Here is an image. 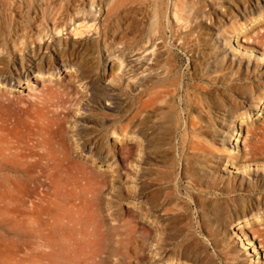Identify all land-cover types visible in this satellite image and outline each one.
<instances>
[{
  "label": "rangeland",
  "instance_id": "rangeland-1",
  "mask_svg": "<svg viewBox=\"0 0 264 264\" xmlns=\"http://www.w3.org/2000/svg\"><path fill=\"white\" fill-rule=\"evenodd\" d=\"M1 56L52 164H0V264H264V0H0Z\"/></svg>",
  "mask_w": 264,
  "mask_h": 264
},
{
  "label": "bare ground",
  "instance_id": "bare-ground-1",
  "mask_svg": "<svg viewBox=\"0 0 264 264\" xmlns=\"http://www.w3.org/2000/svg\"><path fill=\"white\" fill-rule=\"evenodd\" d=\"M2 50V49H1ZM13 53V52H12ZM11 53V54H12ZM5 56H1L0 57V79H3L4 80V72H5V68L6 66L4 65L5 63ZM17 65V64H16ZM18 67V65H17ZM15 71V70H14ZM88 72V71H87ZM16 75V74H15ZM263 76V75H262ZM10 79V78H9ZM6 80H8V78L6 77ZM10 81V80H9ZM12 81V79H11ZM241 82H243V79L240 78ZM229 85V84H228ZM252 86H250L249 84L247 83H233L231 85L228 86V88L230 89H236V90H239V89H242L244 91V89H248V88H251ZM254 87V88H253ZM253 92L255 95H253L252 98H255L254 96H256V98H259L260 95L263 94L264 92V83H253ZM227 88V89H228ZM0 95H3V93H1ZM2 97V96H1ZM11 101V99H10ZM9 101V102H10ZM192 101V100H191ZM197 102V101H196ZM12 103V102H10ZM14 103H17L18 104V101ZM43 103V102H42ZM188 103V102H187ZM232 107L237 109V104L235 102V100L232 102ZM41 104V103H40ZM50 104V103H49ZM11 104H8V106H10ZM13 105V104H12ZM4 106L6 105H3V101L0 100V164L4 167H6L7 169H12V170H16L17 171H25V172H31V171H34L35 169H47L49 168V165L52 164V163H44L43 162V159H48V157H50L52 159V157L50 156L51 154L47 151V149L43 150V152L39 153L37 151H35V149L37 147H39L40 145H42L43 143L41 142V144L39 145L34 143L36 141V139L32 137V133L29 131V130H22L21 128L23 127L22 125L24 124L23 120L21 119H18L17 117H11L9 115H6V113L3 112L4 110ZM19 106V104L17 105ZM193 108V107H192ZM37 109V108H36ZM41 109V108H40ZM38 110V109H37ZM33 112V111H32ZM38 113V112H37ZM188 113V112H187ZM35 115V113L33 114ZM38 115V114H37ZM36 115V117H38ZM188 115V114H187ZM26 118H29V117H26ZM31 118V117H30ZM35 118V116H34ZM39 118V117H38ZM46 118V116H45ZM44 118V119H45ZM33 119V118H32ZM31 119V120H32ZM192 119V118H191ZM35 120V119H34ZM39 120V119H38ZM38 120H37V123H38ZM189 120V119H188ZM46 121V120H45ZM49 121V120H47ZM28 122V120H27ZM36 122V120H35ZM50 122V121H49ZM193 122V121H192ZM47 123V122H46ZM28 124H31V123H27ZM45 124V123H44ZM194 124V123H192ZM197 124V123H196ZM33 124H31L32 126ZM137 125V124H136ZM62 126V125H61ZM194 126V125H193ZM189 127V126H188ZM34 128V126H32V129ZM195 128V127H194ZM197 128V127H196ZM195 128V129H196ZM31 129V128H29ZM47 129V128H46ZM34 130V129H33ZM60 131V130H59ZM60 133V132H59ZM35 137V136H34ZM166 138V137H165ZM35 140V141H34ZM256 140V139H255ZM257 141V140H256ZM45 142V141H44ZM258 143V142H257ZM256 143V144H257ZM262 143V142H261ZM260 143V144H261ZM188 144V143H187ZM185 146V145H184ZM259 146V145H258ZM257 146V147H258ZM41 147V146H40ZM256 147V148H257ZM57 148V147H55ZM261 149H264V143L261 144ZM259 148V149H260ZM62 151H65V150H62ZM61 151V153H62ZM52 152V151H51ZM67 153V151H65ZM261 152V151H260ZM264 152V151H263ZM262 152V153H263ZM60 153V152H59ZM58 153V154H59ZM54 154V153H53ZM64 154V153H63ZM63 154H60L61 156H63ZM58 156V155H57ZM60 156V157H61ZM65 156H67L68 158V155L65 154ZM64 156V158H65ZM55 158H57L56 156H54ZM53 157V158H54ZM59 158V157H58ZM63 158V157H62ZM60 162L62 161L61 159H59ZM48 162V161H47ZM63 162V161H62ZM54 165V164H53ZM9 167V168H8ZM6 169V171H7ZM37 172V171H36ZM44 172V171H43ZM33 174L35 172H32ZM42 172L40 171V174ZM45 173V172H44ZM1 175V174H0ZM3 176H7V175H3ZM42 176V175H41ZM20 177V176H19ZM37 177V176H36ZM35 177V178H36ZM15 178V177H14ZM13 178V179H14ZM39 178V177H38ZM9 180L11 178H8ZM7 179V180H8ZM17 178H15V181H16ZM34 179V178H33ZM27 180V179H25ZM30 180V179H29ZM35 180V179H34ZM14 181V180H13ZM8 182V181H7ZM31 183V181H29ZM11 183V182H10ZM24 183V182H23ZM22 183V185H24ZM29 183V185H31ZM38 183V182H37ZM36 184V183H35ZM13 186H15V184H12ZM25 186V185H24ZM23 186V187H24ZM17 187V186H16ZM26 189H29L27 188V186H25ZM36 187V186H35ZM6 188V187H5ZM16 189V188H15ZM19 189V188H18ZM32 189H34L32 187ZM8 190V189H7ZM10 188H9V193H10ZM20 190V189H19ZM22 190V189H21ZM4 191V190H3ZM29 191V190H27ZM33 191V190H32ZM7 192V193H8ZM3 194V192H1ZM30 193V192H29ZM6 195L8 194H5V197H7ZM11 196V194H9ZM8 195V196H9ZM1 197H3L2 195H0ZM4 199V198H3ZM6 199V198H5ZM4 199V200H5ZM2 202V198L0 200ZM224 204V203H223ZM222 205V204H221ZM220 206V205H219ZM226 206V205H225ZM226 208V211L223 212L222 216H225L226 214H229L230 213V210ZM234 207V206H233ZM217 209V208H216ZM220 209V208H218ZM248 210L246 209V206H243V205H239V208L238 210H236L233 214V217L237 218L238 220L241 219L242 216H245L246 213ZM250 211V210H249ZM251 212V211H250ZM249 212V213H250ZM220 215V214H219ZM218 215V216H219ZM259 221V220H257ZM240 225V222H236V227ZM261 235V234H260ZM196 253V252H195ZM238 262V261H237Z\"/></svg>",
  "mask_w": 264,
  "mask_h": 264
}]
</instances>
